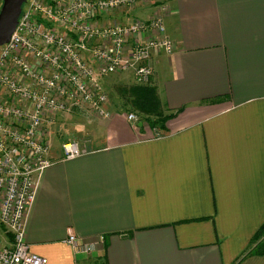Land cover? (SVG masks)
Returning <instances> with one entry per match:
<instances>
[{
	"label": "crops",
	"instance_id": "0c3cea01",
	"mask_svg": "<svg viewBox=\"0 0 264 264\" xmlns=\"http://www.w3.org/2000/svg\"><path fill=\"white\" fill-rule=\"evenodd\" d=\"M165 26L164 127L110 109L85 153L51 142L25 223L46 264H234L264 222V0H171ZM70 232L103 245L74 249Z\"/></svg>",
	"mask_w": 264,
	"mask_h": 264
},
{
	"label": "built area",
	"instance_id": "2783aa9c",
	"mask_svg": "<svg viewBox=\"0 0 264 264\" xmlns=\"http://www.w3.org/2000/svg\"><path fill=\"white\" fill-rule=\"evenodd\" d=\"M171 0H25L15 29L0 45V264H46L25 241L28 208L40 173L52 163L50 133L61 113L106 118L104 78L132 73L147 84L154 52L170 54L165 17ZM3 0H0V8ZM150 4L146 18L118 21ZM127 119L136 122L130 112ZM62 158L86 152L74 140L61 144ZM66 242L90 253L103 239Z\"/></svg>",
	"mask_w": 264,
	"mask_h": 264
},
{
	"label": "rangeland",
	"instance_id": "374dc122",
	"mask_svg": "<svg viewBox=\"0 0 264 264\" xmlns=\"http://www.w3.org/2000/svg\"><path fill=\"white\" fill-rule=\"evenodd\" d=\"M135 10V11H134ZM139 15L138 7L132 9L126 16L117 13L112 18L118 21L128 20L132 21L138 18ZM132 73H120L112 74L107 78H104V85L108 93L109 109L113 110L114 113L127 115L132 111L131 106L125 102L122 96L119 94L117 89L118 85L132 84ZM151 83V79L150 82ZM58 120L52 127L50 137L52 138V148L59 150L61 144L67 140L76 141L82 148L89 149L93 146L92 140L98 138L103 133L104 128L100 127L103 123L104 118L97 117L91 114H69L61 113L58 116ZM109 118V117H106ZM106 121V120H105ZM146 122V121H145ZM146 124H148L146 122ZM149 125V124H148ZM158 126V125H157ZM152 134H159L158 131H152Z\"/></svg>",
	"mask_w": 264,
	"mask_h": 264
},
{
	"label": "trees",
	"instance_id": "16d2710c",
	"mask_svg": "<svg viewBox=\"0 0 264 264\" xmlns=\"http://www.w3.org/2000/svg\"><path fill=\"white\" fill-rule=\"evenodd\" d=\"M119 94L132 108L138 120L147 122L150 127L158 125L164 127V123L175 115V112L165 113L162 103L153 84H125L118 85ZM130 113V112H129ZM264 254V222L252 237L248 247L242 252L234 264H238L244 258L251 255Z\"/></svg>",
	"mask_w": 264,
	"mask_h": 264
},
{
	"label": "water",
	"instance_id": "95a60500",
	"mask_svg": "<svg viewBox=\"0 0 264 264\" xmlns=\"http://www.w3.org/2000/svg\"><path fill=\"white\" fill-rule=\"evenodd\" d=\"M24 2L25 0H3L0 8V45L9 40Z\"/></svg>",
	"mask_w": 264,
	"mask_h": 264
}]
</instances>
